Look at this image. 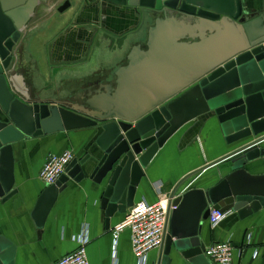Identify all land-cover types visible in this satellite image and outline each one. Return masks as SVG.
I'll list each match as a JSON object with an SVG mask.
<instances>
[{
    "label": "water",
    "instance_id": "water-1",
    "mask_svg": "<svg viewBox=\"0 0 264 264\" xmlns=\"http://www.w3.org/2000/svg\"><path fill=\"white\" fill-rule=\"evenodd\" d=\"M42 1L0 0V199L17 194L16 146L53 133L94 129L90 153L75 158L46 194L55 197L70 182L86 179L105 184L101 205L108 228L117 214L135 206L144 170L160 150L189 123L210 115L233 151L175 186L154 264H213L202 240L211 209L245 218L264 207V177L247 171L264 158V14L249 19L241 0H121L140 11L143 26L154 22L147 48H133L115 86H101L83 97V105L65 109L49 106L52 102L24 103L9 87L13 60ZM71 6L64 0L57 11L64 14ZM222 165L226 170L219 171L218 184L198 190L199 176ZM15 253L12 243L0 238V264H13Z\"/></svg>",
    "mask_w": 264,
    "mask_h": 264
},
{
    "label": "crops",
    "instance_id": "crops-1",
    "mask_svg": "<svg viewBox=\"0 0 264 264\" xmlns=\"http://www.w3.org/2000/svg\"><path fill=\"white\" fill-rule=\"evenodd\" d=\"M70 1L71 8L59 16L55 17V7L62 6L64 0L42 1L31 16L28 36L17 60H13L15 71L9 82L11 93L24 103L52 102L49 106L65 109L81 106L84 96L101 86H115L116 73L129 64L134 47L147 48L154 22L143 26L139 10L121 0ZM241 1L248 18L264 14V0ZM96 135L94 129L58 132L15 147L17 194L5 202L0 199V238L16 248L13 264H58L78 250V239L86 230L90 264H138L130 231L123 232L117 244L112 235L129 210L117 214L107 228L101 205L105 184L99 186L89 179L77 185L70 182L67 189L51 197L39 179L48 156L72 151L75 158H84L92 150ZM231 151L216 118L207 115L189 123L144 170L136 203L154 205L161 197L168 199L183 178ZM225 167L202 173L198 190L217 185L219 171L224 172ZM247 171L251 176L264 177V158ZM193 181L186 183L182 192ZM202 240L207 248L231 243L232 264H264V207L245 218L231 212L217 228L206 221ZM159 256L160 248L150 254L147 264H154Z\"/></svg>",
    "mask_w": 264,
    "mask_h": 264
},
{
    "label": "built area",
    "instance_id": "built-area-1",
    "mask_svg": "<svg viewBox=\"0 0 264 264\" xmlns=\"http://www.w3.org/2000/svg\"><path fill=\"white\" fill-rule=\"evenodd\" d=\"M75 160L72 151L61 155H50L46 159L40 173V181L47 187L54 186L66 174L68 167ZM168 199L161 197L154 205L138 202L129 210L124 221L114 227L112 235L117 244L121 234L127 230L131 233L132 250L138 264H147L151 253L161 248L164 240ZM177 210L172 207L171 211ZM231 212L211 209L208 222L212 228H217ZM79 248L76 252L64 257L58 264H90L87 252L89 244L88 231L78 239ZM234 247L231 243H217L206 248L205 256L213 264H232Z\"/></svg>",
    "mask_w": 264,
    "mask_h": 264
},
{
    "label": "flooded vegetation",
    "instance_id": "flooded-vegetation-1",
    "mask_svg": "<svg viewBox=\"0 0 264 264\" xmlns=\"http://www.w3.org/2000/svg\"><path fill=\"white\" fill-rule=\"evenodd\" d=\"M57 10H58V7H55V17L60 15Z\"/></svg>",
    "mask_w": 264,
    "mask_h": 264
}]
</instances>
